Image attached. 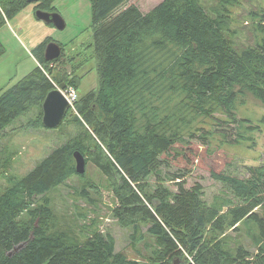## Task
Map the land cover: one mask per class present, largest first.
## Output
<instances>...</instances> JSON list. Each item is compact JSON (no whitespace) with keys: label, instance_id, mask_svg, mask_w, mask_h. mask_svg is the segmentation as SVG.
I'll return each instance as SVG.
<instances>
[{"label":"trees","instance_id":"1","mask_svg":"<svg viewBox=\"0 0 264 264\" xmlns=\"http://www.w3.org/2000/svg\"><path fill=\"white\" fill-rule=\"evenodd\" d=\"M90 1L100 87L79 96L77 112L70 109L64 118L71 117L77 133L24 176L8 173L15 154L1 156L0 149V177L6 178L0 188V264H192L189 257L196 264H264V165L251 166L244 178L214 172L232 197L219 193L211 202L200 183H178L175 192L162 177L154 191L149 184L151 175H160L162 155L213 132L220 114L230 117L224 122L241 123V138L245 123L256 128L238 117L237 105L248 94L264 104V5L249 13L255 45L239 48L231 8L243 0H219L213 12L203 0H163L147 12L131 4L115 15L129 0ZM53 2L0 0V28L32 4L36 18L39 8L55 11ZM50 40L34 47L36 67L0 90V141L32 109L37 116L24 125L47 128V94L56 87L77 89L66 61L56 74L40 67L51 62L45 58ZM5 49L0 41V57ZM249 138L254 144L256 136ZM76 151L108 177L118 199L113 214L132 229L133 245L153 238L148 261L118 251L115 235L99 227L81 239L84 229L58 225L48 193L86 175L77 171ZM87 187L98 186L86 180L81 195L89 199Z\"/></svg>","mask_w":264,"mask_h":264},{"label":"rangeland","instance_id":"2","mask_svg":"<svg viewBox=\"0 0 264 264\" xmlns=\"http://www.w3.org/2000/svg\"><path fill=\"white\" fill-rule=\"evenodd\" d=\"M162 1L129 0L117 8L113 15L131 4L138 5L147 12ZM243 1L242 6L237 5L231 8L237 18V22L232 25V28L235 31V40L239 44V48L255 45L257 38L252 29V19L249 13L258 11L261 5H264V0ZM218 3L219 0H203L205 8L211 12ZM34 7L32 6L33 12H35ZM52 7L62 15L66 23L64 29L49 25L48 22L41 20L38 26L26 25L28 29L26 34H22L21 30L17 29L20 36L18 37L13 33L12 25L5 26L10 21L14 25V17L7 19L0 28V41L6 48L0 59V80L5 77L3 83L0 81V90L11 86L36 67L37 62L32 56L33 53L31 54L34 48L28 49L24 45L25 41L30 47L29 39L32 37L34 40H38L34 43L36 45L46 37L51 38L49 42L56 41L61 45L62 53L56 58L59 61L52 59L47 65L39 64L44 70L49 71L52 68L53 72H50L56 74L61 67L60 63L66 61V68L70 75L76 77V86L80 96L100 87L101 79L97 70L98 60L94 48L95 27L91 1L54 0ZM29 10L30 8L25 11ZM0 17H2L1 14ZM20 22L25 26L24 22ZM43 30L47 31L45 38L44 34H41L44 33ZM32 31L39 32V34H33ZM18 43H21L25 48H19ZM237 106L238 117L252 121V125L256 126L257 130H250L247 128L250 124L245 123L242 126V136H244L242 139L239 135L241 123L224 122L226 119L230 120V117L220 114L222 120L211 132L212 134L206 132L207 134L204 136L177 143L170 152L161 156L162 170L159 176L151 175L149 177L150 191H154L158 178L162 177L164 184L174 192L178 190V183H184L188 188L200 183L203 187V197L209 202L219 193L232 197V193L227 187L213 177L214 172L228 173L244 178L249 175L251 166L264 165V104L248 94L242 103L239 101ZM37 111V109H32L20 116L12 126L8 127L5 136L0 141L1 156L15 154L9 174L24 176L55 148L64 144L77 133L78 127L70 123L71 117L66 118L62 125L54 128L25 126V123L37 116ZM254 135L256 141L253 144L249 137H254ZM238 140L241 141L238 142ZM85 173V176L70 177L64 184L48 193L60 228L72 230L74 227L78 232L82 228L85 232H82L81 239H85V233L91 231L93 227H99L102 232H111L115 235L118 251L132 258L140 259L142 262L148 261L154 250L153 238L148 236L145 240L133 245L130 237L133 233L132 229L122 227L113 214V208L118 205V199L108 177L92 161L87 163ZM86 180L93 181L98 186V188L87 187L89 199L81 195ZM5 183L6 178L0 177V188ZM249 227L252 231L256 230L253 225H249ZM244 240L245 245L254 252L255 246L250 244V240L245 236Z\"/></svg>","mask_w":264,"mask_h":264},{"label":"water","instance_id":"3","mask_svg":"<svg viewBox=\"0 0 264 264\" xmlns=\"http://www.w3.org/2000/svg\"><path fill=\"white\" fill-rule=\"evenodd\" d=\"M39 0H28L29 3H36ZM36 15L39 19L52 23L60 29H64L66 23L61 14L56 11H47L44 9H37ZM62 53L61 45L56 41H51L47 44L45 49V58L47 60L56 59ZM70 104L68 99L63 94L59 87L52 89L46 96L43 102V123L48 128H54L59 126L64 118L66 117ZM75 157L77 161V171L79 173L86 172V158L80 152H75ZM179 264V261L178 263Z\"/></svg>","mask_w":264,"mask_h":264},{"label":"crops","instance_id":"4","mask_svg":"<svg viewBox=\"0 0 264 264\" xmlns=\"http://www.w3.org/2000/svg\"><path fill=\"white\" fill-rule=\"evenodd\" d=\"M32 6L33 5H29L28 7H26L23 11H21L20 13H18L15 17H14V25L13 24H11V21H10V23L9 24H5V26L6 25H12L11 27H12V29H13V33L14 34H17V36L18 37H20L19 36V34H18V32H17V29H20L21 30V33L22 34H26V32H27V27H26V25H34V26H38V24H40V22H41V20H39V19H37L36 17H35V14H34V12H33V8H32ZM28 8H30V10L29 11H25L26 9H28ZM20 21H22V22H24V24H25V26L23 25V24H21V22ZM43 22V21H42ZM44 31V33H41V34H44V38H45V33H47V31L46 30H43ZM32 33L33 34H39V32H36V31H32ZM28 41V40H27ZM36 41H38V40H34V37H32L31 39H29V42H30V47L28 46V44H27V42H25L24 41V45L28 48V49H31V47H35V45L36 44H34ZM21 42V41H20ZM4 44V43H3ZM18 46H19V48H21V49H23L22 47H24L21 43H18ZM25 48V47H24ZM26 48V49H27ZM27 49V50H28ZM31 54H32V52H31ZM27 56V55H26ZM32 56L35 58V56L32 54ZM3 56H1L0 57V59L2 58ZM35 60H36V62H37V64H38V61H37V59L35 58ZM0 77H1V75H0ZM2 83L5 81V77H3L1 80H0ZM2 89V88H1Z\"/></svg>","mask_w":264,"mask_h":264},{"label":"built area","instance_id":"5","mask_svg":"<svg viewBox=\"0 0 264 264\" xmlns=\"http://www.w3.org/2000/svg\"><path fill=\"white\" fill-rule=\"evenodd\" d=\"M61 91L63 92V94L68 99V102L70 104V108H72L75 112H77L76 102L79 99L78 90L75 87H67L64 89L61 88ZM189 258L192 259V257H189Z\"/></svg>","mask_w":264,"mask_h":264},{"label":"bare ground","instance_id":"6","mask_svg":"<svg viewBox=\"0 0 264 264\" xmlns=\"http://www.w3.org/2000/svg\"><path fill=\"white\" fill-rule=\"evenodd\" d=\"M36 16H37V15H36ZM37 18H38V17H37ZM38 19H39V18H38ZM40 20H41V19H40ZM191 261H192V264H196L195 261H194L193 259H191Z\"/></svg>","mask_w":264,"mask_h":264}]
</instances>
